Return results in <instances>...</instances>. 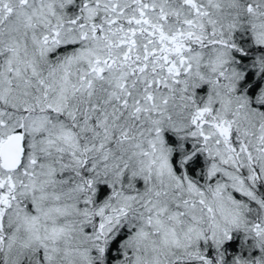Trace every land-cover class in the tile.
Masks as SVG:
<instances>
[{
	"label": "snow or ice",
	"instance_id": "snow-or-ice-1",
	"mask_svg": "<svg viewBox=\"0 0 264 264\" xmlns=\"http://www.w3.org/2000/svg\"><path fill=\"white\" fill-rule=\"evenodd\" d=\"M0 264H264V0H0Z\"/></svg>",
	"mask_w": 264,
	"mask_h": 264
}]
</instances>
